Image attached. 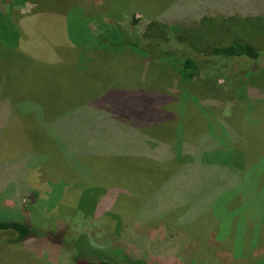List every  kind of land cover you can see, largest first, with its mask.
<instances>
[{
  "label": "rangeland",
  "instance_id": "obj_1",
  "mask_svg": "<svg viewBox=\"0 0 264 264\" xmlns=\"http://www.w3.org/2000/svg\"><path fill=\"white\" fill-rule=\"evenodd\" d=\"M18 1L47 22L20 21L27 47L36 28L30 60L0 42L15 111L0 157L15 175L24 161L41 168L27 197H0V220H26L48 240L10 244L0 231V264L74 263L55 241L78 233L147 264H264V55L210 53L238 39L264 52V0ZM16 2L0 0V18L18 17ZM153 22L167 41L145 36ZM118 27L147 54L116 48ZM10 31L14 43L0 19V37ZM187 57L199 80L177 68ZM210 184L213 213L201 203Z\"/></svg>",
  "mask_w": 264,
  "mask_h": 264
},
{
  "label": "trees",
  "instance_id": "obj_2",
  "mask_svg": "<svg viewBox=\"0 0 264 264\" xmlns=\"http://www.w3.org/2000/svg\"><path fill=\"white\" fill-rule=\"evenodd\" d=\"M116 30L117 37L114 40L115 42H117L115 45L116 48L121 46H128L137 53H143L145 55L147 54L146 47H143L139 42L130 40L128 38L123 40V37L122 40L119 39L121 38L120 36L122 35L123 31L120 27H118ZM145 36L150 40L151 44L156 41H167L170 37V30L166 25L161 24L160 22H153L149 26V33H147ZM97 40L105 45V38H102L101 35L98 36ZM158 53H160L161 59H166L171 54V52L168 50L164 52L160 51ZM210 53H212L213 55L226 57H243L253 61L254 63H260L259 58L264 55V52L257 50V48H255L251 43L242 39H238L228 45L215 46L211 49ZM176 65H178L177 68L183 73L186 79H192V81L199 80V76L197 74L198 66L194 59L187 57L183 59L180 64ZM188 70H191L192 72L188 73ZM235 181L236 183L240 182V179L238 180L236 178ZM210 187H208L207 192H204L203 196H201V203L202 206L213 213L211 202L220 196V187L215 189L211 184ZM0 231H8L14 233V237L7 240V242H9L10 244L22 243L28 239H37V237L40 238L41 236H47L46 231L41 232L34 230V228H32L29 225V222L26 220H0ZM63 233L64 235H66L67 229L63 230ZM87 237L88 236L84 233H78L74 234L71 239H65L64 236V244H61L59 239L55 242H57V244H60V247H64L65 249L70 250V252H73L74 263L72 261L70 264H93V260L88 261L86 258L87 256L98 258L100 260L99 264H147L144 260L139 259L138 257H134L125 251L115 249L113 250V252H110L106 248L102 249V247L92 245ZM114 259H117V261H115Z\"/></svg>",
  "mask_w": 264,
  "mask_h": 264
},
{
  "label": "crops",
  "instance_id": "obj_3",
  "mask_svg": "<svg viewBox=\"0 0 264 264\" xmlns=\"http://www.w3.org/2000/svg\"><path fill=\"white\" fill-rule=\"evenodd\" d=\"M34 3V2H33ZM4 4V3H3ZM1 5V3H0ZM13 7V9L15 8L17 13H19L18 17H14V16H6L1 17L0 19L3 20H7V21H11L12 22V31H15V36H14V43H13V37L11 35V31L10 33L7 32V34L5 33H1V35L3 37H5V39H3V37H0V42L4 45V48L8 51H11L15 54L21 56L22 58H29L28 60H30L32 58V56L28 55V52H31V44L33 43L32 40L33 36H35L36 38V33H35V29L36 28H32V33L30 34V41H28V45L29 47H27L25 45L24 42V37L25 34L23 32V23L20 24V21L24 22L26 20H37V21H42V22H47L45 21V18L47 15H45L44 20H41V14L46 12L43 10H32L29 7L30 3L29 2H22L19 3V1L17 0L16 3L11 5ZM2 12V9H0V13ZM10 13V12H9ZM12 14V13H10ZM0 15H3L2 13ZM14 21H19L18 24H16ZM14 22V23H13ZM46 24V23H45ZM63 33V32H62ZM57 34V32H56ZM61 34V33H60ZM62 37L60 36V38H58L57 36V41L56 44H62ZM25 58V59H27ZM33 65V64H31ZM38 65V64H36ZM41 66L44 65H50V64H39ZM13 66V64H4L3 67H1L0 69H2L0 71V149H3L5 147H10L8 146V144H6L4 142V132L5 130L9 127L11 121L14 118V107H13V95L8 92L7 90V86H8V72L10 70V68ZM26 100V99H25ZM29 100V99H27ZM42 113V111H37ZM31 113H34L31 110H25L22 113V116L26 117V115H29ZM41 117L42 120H44L43 116L39 115ZM39 117H38V121H39ZM46 133L44 132V135ZM48 136H55L54 133H48ZM48 137V138H49ZM73 150V149H72ZM10 165H14L13 162V158H5L2 159L0 157V172H4L5 175L0 174V197L5 194V196H10V197H15V195H17V193H15V191L19 193V191L24 190L25 188L27 190L30 189L29 187V180H30V176H28L31 172H35L39 171L41 168L40 164H35L31 161H24L22 163V168L20 169V174L19 175H15L14 173V169L10 166ZM17 176V177H16ZM67 186L63 187V190L66 188ZM49 190H51V187H49ZM43 190H46V188H44ZM4 191L6 193H4ZM23 196H28V194L24 193V191H22V193H20ZM13 201V200H12ZM13 204V202H8ZM5 206V205H3ZM6 207V206H5Z\"/></svg>",
  "mask_w": 264,
  "mask_h": 264
}]
</instances>
